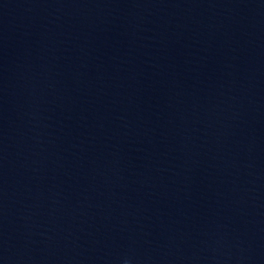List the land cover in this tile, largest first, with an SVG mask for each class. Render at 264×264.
Returning <instances> with one entry per match:
<instances>
[{
	"label": "water",
	"instance_id": "water-1",
	"mask_svg": "<svg viewBox=\"0 0 264 264\" xmlns=\"http://www.w3.org/2000/svg\"><path fill=\"white\" fill-rule=\"evenodd\" d=\"M0 264H264V0H0Z\"/></svg>",
	"mask_w": 264,
	"mask_h": 264
}]
</instances>
